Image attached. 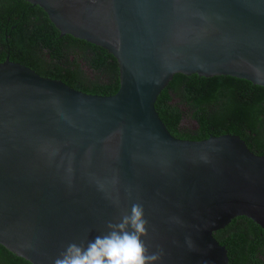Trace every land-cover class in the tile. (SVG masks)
<instances>
[{
	"label": "water",
	"instance_id": "water-1",
	"mask_svg": "<svg viewBox=\"0 0 264 264\" xmlns=\"http://www.w3.org/2000/svg\"><path fill=\"white\" fill-rule=\"evenodd\" d=\"M118 65L110 96L0 63V246L53 264L141 203L158 264H228L213 237L264 231V156L239 136H174L155 102L176 73L264 88V0H25Z\"/></svg>",
	"mask_w": 264,
	"mask_h": 264
},
{
	"label": "trees",
	"instance_id": "trees-1",
	"mask_svg": "<svg viewBox=\"0 0 264 264\" xmlns=\"http://www.w3.org/2000/svg\"><path fill=\"white\" fill-rule=\"evenodd\" d=\"M19 8L18 10H16ZM34 9L36 20L27 12ZM16 11L9 23L7 15ZM0 63L25 65L90 95L119 88L115 58L103 48L61 32L46 11L25 0H0ZM14 26L18 29L12 30ZM167 129L182 139L239 136L264 156V88L228 76L203 78L176 73L155 102ZM213 237L227 250L228 264H264V231L245 217L233 219ZM261 255V256H260ZM0 264H31L0 246Z\"/></svg>",
	"mask_w": 264,
	"mask_h": 264
},
{
	"label": "clouds",
	"instance_id": "clouds-1",
	"mask_svg": "<svg viewBox=\"0 0 264 264\" xmlns=\"http://www.w3.org/2000/svg\"><path fill=\"white\" fill-rule=\"evenodd\" d=\"M105 229L86 244H67L53 264H158L161 260L163 251L151 252L144 243L149 221L141 203L107 221Z\"/></svg>",
	"mask_w": 264,
	"mask_h": 264
},
{
	"label": "flooded vegetation",
	"instance_id": "flooded-vegetation-1",
	"mask_svg": "<svg viewBox=\"0 0 264 264\" xmlns=\"http://www.w3.org/2000/svg\"><path fill=\"white\" fill-rule=\"evenodd\" d=\"M19 8H17L16 10H18ZM34 9H32V10H30L29 12H27V13H25V14H27L28 16H32L35 20L37 19L36 18V13H34V11H33ZM16 15V11H13L10 15H7L6 17H7V19H8V25H9V23H11L12 21H14L15 20V16ZM2 23H4V21L2 20V19H0V24H2ZM16 29H18V26L16 27V26H14L13 28H12V30H16ZM261 256V255H260Z\"/></svg>",
	"mask_w": 264,
	"mask_h": 264
}]
</instances>
